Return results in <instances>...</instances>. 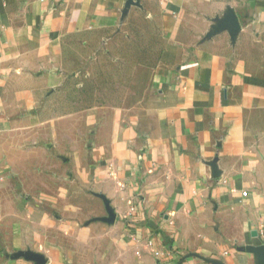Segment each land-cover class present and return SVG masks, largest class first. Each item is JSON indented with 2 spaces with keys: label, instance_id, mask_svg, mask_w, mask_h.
I'll return each instance as SVG.
<instances>
[{
  "label": "crops",
  "instance_id": "crops-1",
  "mask_svg": "<svg viewBox=\"0 0 264 264\" xmlns=\"http://www.w3.org/2000/svg\"><path fill=\"white\" fill-rule=\"evenodd\" d=\"M27 255L264 264V0H0V264Z\"/></svg>",
  "mask_w": 264,
  "mask_h": 264
},
{
  "label": "water",
  "instance_id": "water-1",
  "mask_svg": "<svg viewBox=\"0 0 264 264\" xmlns=\"http://www.w3.org/2000/svg\"><path fill=\"white\" fill-rule=\"evenodd\" d=\"M108 211L110 213V216H111V219H113V212L110 208H108ZM28 258L32 259V260H35L37 262H39L40 264L43 263V260L39 257V256H36V255H27Z\"/></svg>",
  "mask_w": 264,
  "mask_h": 264
},
{
  "label": "rangeland",
  "instance_id": "rangeland-1",
  "mask_svg": "<svg viewBox=\"0 0 264 264\" xmlns=\"http://www.w3.org/2000/svg\"><path fill=\"white\" fill-rule=\"evenodd\" d=\"M120 98H122V96Z\"/></svg>",
  "mask_w": 264,
  "mask_h": 264
},
{
  "label": "built area",
  "instance_id": "built-area-1",
  "mask_svg": "<svg viewBox=\"0 0 264 264\" xmlns=\"http://www.w3.org/2000/svg\"><path fill=\"white\" fill-rule=\"evenodd\" d=\"M245 195V194H244Z\"/></svg>",
  "mask_w": 264,
  "mask_h": 264
}]
</instances>
